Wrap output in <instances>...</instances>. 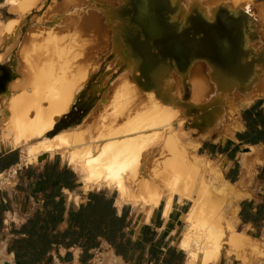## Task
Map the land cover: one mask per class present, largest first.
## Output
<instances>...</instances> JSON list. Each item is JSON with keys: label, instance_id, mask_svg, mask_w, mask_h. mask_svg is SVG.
<instances>
[{"label": "bare ground", "instance_id": "bare-ground-1", "mask_svg": "<svg viewBox=\"0 0 264 264\" xmlns=\"http://www.w3.org/2000/svg\"><path fill=\"white\" fill-rule=\"evenodd\" d=\"M62 1L0 5V148L21 149L28 164L59 155L86 189L116 191L118 205L148 213L163 205L169 216L175 202L190 203L179 242L186 264H260L264 243L238 218L244 181L220 171L219 183L209 179L211 160L196 153L201 141L225 143L241 129L229 120L232 106L264 100L255 0H65L64 11ZM39 24L49 27L31 30ZM103 52L115 53L93 85L102 100L92 108L107 102L103 113L49 137ZM256 149L264 152L243 145L240 154ZM104 264L125 263L113 253Z\"/></svg>", "mask_w": 264, "mask_h": 264}, {"label": "crops", "instance_id": "crops-1", "mask_svg": "<svg viewBox=\"0 0 264 264\" xmlns=\"http://www.w3.org/2000/svg\"><path fill=\"white\" fill-rule=\"evenodd\" d=\"M4 1L0 0V5ZM258 5L260 11L264 13V0H259ZM244 114L255 129L254 131L246 128L240 133L242 134L241 139L228 138L225 143L208 144L203 141L198 151V155L212 157L221 163L224 177L231 183L235 181L233 184L236 185L241 182L244 168V158L240 154L241 147L243 145L257 147L264 141L261 139L264 138V111L261 110L258 102L250 103L244 110ZM238 142L242 146L239 147ZM23 156L20 149L0 148V174L10 167L24 165L19 174V185L0 192V241H4L6 246L4 251L9 264H20L17 255L9 252V248L18 240H21L18 244L23 243L38 250V257L35 258L37 264H95V256L103 247L110 248L115 254L114 249L104 240L98 248L88 253H84L83 249L78 246H67L61 243V234L69 230L70 207L80 206L87 201L90 192L100 191H105L109 196L115 197L118 215H122L124 208H129L127 222H130V226L125 232L127 238L132 241L127 254L131 259L126 262L120 257L125 264H164L165 256L171 257L173 254L170 252L174 250L182 255L181 264H186L187 253L179 247L181 238L175 241L182 223L181 215L184 214L183 208L176 205L177 202L169 216L165 215L163 205L154 208L149 213L140 211L139 208L131 205H118L115 193L107 190H86L80 175L69 164L60 162L59 168H68L75 174L76 179L72 181L74 191L66 187L61 190L65 201V211L63 216L58 217L54 209L52 211L45 209L46 203L52 202L48 194L55 189L51 184L54 161L48 157L45 161L28 164ZM244 157L246 163L256 168L257 176L253 179L252 186L248 183L247 186H238L243 195L246 193L250 195L238 201V218L243 229L255 236L253 238L256 240L264 243V152L256 149L255 152ZM28 168L34 170L32 177L27 174ZM69 193L77 195L78 200H70ZM59 200H61L60 197L55 198V202ZM39 212L40 216L34 222ZM14 213H16V220L20 222L14 223L7 219L12 218ZM24 226L25 229H23ZM25 260L29 262L30 258Z\"/></svg>", "mask_w": 264, "mask_h": 264}, {"label": "trees", "instance_id": "trees-1", "mask_svg": "<svg viewBox=\"0 0 264 264\" xmlns=\"http://www.w3.org/2000/svg\"><path fill=\"white\" fill-rule=\"evenodd\" d=\"M80 110L83 111L82 108ZM72 112L65 115L63 119L73 116ZM75 123L80 124V121L77 120ZM59 127L60 123L56 124L55 130L51 133L52 137L62 130H59ZM251 130L254 131L255 129L250 127ZM241 137L242 134H238V138L241 139ZM261 139L264 140V138ZM59 163V160H54L55 166L52 171L51 184L54 185L55 189L48 194L51 196L52 202L50 204L46 203L45 209H50L51 211L54 209L56 216L61 217L65 211V201L61 190L66 187L70 191H74L72 181L76 179V176L66 167L60 169ZM27 174L32 177L34 170L28 168ZM234 182L232 181V183ZM56 197H60L61 200L55 202ZM128 215L129 208H124L122 215H118L114 196H109L105 191L90 192L85 203L80 206L73 205L70 207L69 230L61 234V243L67 246H78L83 249L84 253H88L98 248L102 240H104L114 249L116 256L122 257L126 262H129L131 257L127 256V254L131 248L132 241L127 238L125 232L126 228L130 226V222H127ZM39 216L40 212L34 218V222L37 221ZM242 217L244 220L246 219L243 212ZM23 229H25V226ZM19 241L21 240L14 242L13 246L9 248V252L17 255L20 264H37L35 258L38 257V250H34L32 246H26L23 243L18 244ZM170 253L173 255L171 257L165 256L164 264H181L182 255L175 250ZM31 257H33L32 260ZM26 258H30V261L26 262Z\"/></svg>", "mask_w": 264, "mask_h": 264}, {"label": "rangeland", "instance_id": "rangeland-1", "mask_svg": "<svg viewBox=\"0 0 264 264\" xmlns=\"http://www.w3.org/2000/svg\"><path fill=\"white\" fill-rule=\"evenodd\" d=\"M64 2H65V0H64ZM64 2L62 1L60 4H58L60 9H62L63 11L65 9V3ZM255 4L259 8V5H258L259 4V0H255ZM89 8H90L91 11H94V12L97 11L92 6H89ZM4 10H5V8L0 6V13H2ZM47 27H49V26L48 25H44V24H39V25L33 26L31 28V30L32 31H36V30H38L40 28H47ZM110 55L111 54L107 55V52H103V53H101L98 56V58L105 56V58H103L100 61V65L101 66H100L99 70L94 72L90 76V78L87 81V83L79 90L77 98H76V101H75V103L73 104V106H72V108L70 110V112L73 111L72 112L73 116H71L70 118H64V119L62 117V118H60L58 120L57 124L60 123L59 130L60 129H65L67 127H73V126L79 125V124L75 123L77 120L80 121V124H81L88 117L90 118L88 123L89 122L91 123L94 120V118L90 117L92 113L94 114V117H97V116H99V115H101L103 113L104 109L106 108L107 102H101V104L98 105L97 109L96 108H92V106H94V104L96 102H99V101L102 100V97L99 96V93L93 91V85L99 80L100 76L104 73L106 64L113 60L112 57L107 60V58ZM118 77H119V74L114 72L112 74L110 80L107 82L106 86H109V85L113 84L118 79ZM263 102H264V100L258 101V104H259L261 110L264 111ZM241 105H242L241 103H238V104H236V105H234V106H232L230 108V117H229L230 122L232 124L235 123V125L241 127V129H239L234 134V136L232 137L233 139L238 137V134L243 132L246 128L248 129L250 127H253L251 125V123L249 122L248 118L244 114V110L246 109V107L242 108ZM80 108H82L83 111H81ZM48 136L52 137V134L50 133V134H48ZM201 142H203V141H201ZM206 142L208 144L209 143H213L211 141H206ZM238 145H239V147L242 146V144L240 142H238ZM261 145L264 146V141L262 142ZM239 147H237V150H239ZM20 151H21V153H23V151L21 149H20ZM198 151H199V149L196 152L197 154H198ZM166 157H167V153L164 152L163 154H161V153L157 154V156L155 158L151 159V161L149 162V168H148L149 172L154 171V169L157 166V164L158 163H162V161H164L166 159ZM205 159H210L211 160V165H210V168H208L206 175L208 176L209 179H211V178L213 179L214 178V180L217 183H219V180L215 177V174L217 173V171H220L221 173H223L222 164L219 163L218 161H215L212 157L206 156ZM51 160H53V161L54 160H59L60 162L64 163V161L62 160V158L59 155L51 158ZM156 161H158V162H156ZM38 162H39V160H38ZM243 164H244V168H243V171H242V179L241 180L244 181V185L245 186H247V183H248L249 186H252L253 179L256 178V176H257L256 168L251 167L248 163H246L245 157L243 159ZM209 173L210 174L212 173L213 175L211 174L212 175L211 176ZM12 188L13 187H7L5 189H2L0 192H3V191L8 190V189H12ZM14 188H16V187H14ZM237 188H238V186H237ZM86 190L99 191V190H96V189H86ZM102 190H107L110 193H115V195L118 198V193L116 191H112V190H109V189H102ZM249 196L250 195L248 193L243 195V197H249ZM176 205H179V204L176 203ZM190 205H191L190 203L185 204V206L182 209L183 213L187 212V210L189 209ZM140 211H142V210H140ZM13 217H14V215H13ZM13 217L10 218V219L8 217L7 219L10 220L11 222H14V223L20 222L19 220H16V218L13 221V219H14ZM180 226L181 227H180L179 232L177 233V236L175 237V241H177L178 239H180L182 237V233L184 231V223L182 222ZM251 236L255 237L253 235H251ZM5 248H6V246L4 244V241H0V264H9L10 263L7 260L6 253L4 251ZM112 254H113V251L110 248L103 247L95 256V264H104L106 262V260L109 257H111ZM260 264H264V259L262 261H260Z\"/></svg>", "mask_w": 264, "mask_h": 264}, {"label": "built area", "instance_id": "built-area-1", "mask_svg": "<svg viewBox=\"0 0 264 264\" xmlns=\"http://www.w3.org/2000/svg\"><path fill=\"white\" fill-rule=\"evenodd\" d=\"M24 165L20 164L14 167L5 170L3 173L0 174V191L7 187H17L19 185V174L23 170ZM14 219L16 217V213L13 214Z\"/></svg>", "mask_w": 264, "mask_h": 264}, {"label": "water", "instance_id": "water-1", "mask_svg": "<svg viewBox=\"0 0 264 264\" xmlns=\"http://www.w3.org/2000/svg\"><path fill=\"white\" fill-rule=\"evenodd\" d=\"M114 58L115 57V53H112L108 58H107V60L109 59V58ZM5 78V72L2 70V69H0V83H2V80ZM48 159V155L47 154H43L40 158H39V162H42V161H45V160H47Z\"/></svg>", "mask_w": 264, "mask_h": 264}]
</instances>
